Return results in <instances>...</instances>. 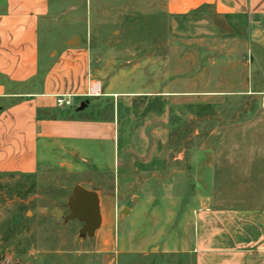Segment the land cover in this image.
<instances>
[{
    "label": "crops",
    "instance_id": "1",
    "mask_svg": "<svg viewBox=\"0 0 264 264\" xmlns=\"http://www.w3.org/2000/svg\"><path fill=\"white\" fill-rule=\"evenodd\" d=\"M260 24L264 0H0V175L91 165L102 185L74 192H98L104 250L117 210L151 223L116 232L118 264H264ZM208 111L172 157L176 120Z\"/></svg>",
    "mask_w": 264,
    "mask_h": 264
},
{
    "label": "rangeland",
    "instance_id": "2",
    "mask_svg": "<svg viewBox=\"0 0 264 264\" xmlns=\"http://www.w3.org/2000/svg\"><path fill=\"white\" fill-rule=\"evenodd\" d=\"M73 26L82 30L85 24L79 21ZM69 27L62 22L49 30L46 23H42L41 49L47 46L48 51L49 47L57 45ZM259 30L264 31V24H260ZM260 76L264 81V66H259L255 72L257 80ZM263 84L259 81L260 86ZM176 121V127L170 134L171 156L184 153L187 157L214 123L213 112L180 116ZM85 168L82 173L50 167L40 168L39 172L28 176L18 173L0 175V264H118L121 257L117 235L123 234V227L131 229L134 225L150 226L151 223L134 215L123 220L120 210H117L116 228L110 233L109 250H104L99 233L94 236L81 234L85 223L82 219L65 220L72 209L68 203L69 196L75 186L80 185L78 180H84L89 186H100L104 178L91 169V165L86 164ZM88 180L95 181L89 184ZM135 202L132 198L127 201L132 206ZM158 204L164 206L165 199H159ZM127 213L126 210L124 215ZM177 221L181 222V216ZM163 256L156 253L152 258L155 261Z\"/></svg>",
    "mask_w": 264,
    "mask_h": 264
},
{
    "label": "water",
    "instance_id": "3",
    "mask_svg": "<svg viewBox=\"0 0 264 264\" xmlns=\"http://www.w3.org/2000/svg\"><path fill=\"white\" fill-rule=\"evenodd\" d=\"M71 212L65 217L67 220L80 218L86 221L81 228V234L92 236L100 223V198L95 190L78 186L69 202ZM61 212L58 210V213Z\"/></svg>",
    "mask_w": 264,
    "mask_h": 264
},
{
    "label": "built area",
    "instance_id": "4",
    "mask_svg": "<svg viewBox=\"0 0 264 264\" xmlns=\"http://www.w3.org/2000/svg\"><path fill=\"white\" fill-rule=\"evenodd\" d=\"M57 103L61 106L71 104V99L67 95H60L57 97Z\"/></svg>",
    "mask_w": 264,
    "mask_h": 264
}]
</instances>
